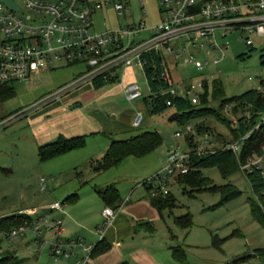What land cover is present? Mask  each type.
Returning <instances> with one entry per match:
<instances>
[{"label": "rangeland", "instance_id": "1", "mask_svg": "<svg viewBox=\"0 0 264 264\" xmlns=\"http://www.w3.org/2000/svg\"><path fill=\"white\" fill-rule=\"evenodd\" d=\"M89 1L102 5L108 3V6L96 10L93 14L96 32L123 28L142 21L145 25H152L158 21V0H122L128 9L125 16H117L112 8L113 2L118 0ZM239 34V31H235L227 35L228 47L225 57L217 66L223 94L216 100L210 98L208 101L209 106L217 109L220 118L224 120L208 116L189 121L188 124L192 126L191 133H185L183 124L170 120V116L175 112L173 108L169 107L156 115H149L145 111L142 102L143 96L148 94V88L141 70L137 67L133 68V81L140 88L142 97L134 101L126 100L124 93L117 90V83L106 84L100 91L95 92L93 89L88 90L90 82H84L68 91L79 92L81 104L78 109L87 119H90L87 116L89 111L101 112L104 126H107L111 133V139H126L145 130L155 131L160 136V143L147 154L126 156L117 167L110 166L97 175L92 173L91 167L92 162L100 160L107 149L104 136H85L83 147L41 162L37 155L33 126L28 122V118L23 116L9 118L70 82L73 76L84 70V66L76 64L46 70L31 75L25 81L14 82L13 96L0 104L4 119L9 118L0 126V216L24 207L40 211L51 203L63 202L64 215L61 217L59 213L53 211L48 218H60L64 226L69 223L70 215L65 211H70L72 228L84 231L83 235L80 233L78 235L83 239L88 233V239L85 241L87 240V244H94L98 239L96 227L103 223L102 219L97 223L98 214L105 208L100 197L94 192L95 187L113 184L123 199L133 188L137 189V192L144 189L141 183L165 166L166 153L172 148L179 146L194 153L197 151L200 137L204 134H207L210 150H217L230 141L227 127L235 126L240 111L235 113L233 103L220 104V101L257 88L260 80H264V66L261 64V60L264 59V42L262 43L260 38L252 37V45L247 46L239 38ZM241 54H244L243 58L238 57ZM176 72L184 78L194 79L196 76L191 67L181 64L178 65ZM248 77L251 79L248 80ZM112 90L115 91L114 95L98 99L101 94ZM200 99L201 97L199 102ZM141 105L143 115L149 117L150 122L132 128L130 115L137 107L140 109ZM108 106L116 110L107 111ZM34 107L25 113L29 114ZM114 113L116 117H113ZM176 131H179V137L174 136ZM199 172L206 177L204 179L207 182L217 187L226 183L233 184L241 191V195L219 204L220 197L216 191L188 185L183 180L176 179L177 177L169 179L165 186L173 198V203L162 210L163 220L156 221L158 234L165 238L169 227L170 231L177 235L179 244L184 246L187 259L195 264H228L235 256L251 255L254 249L264 247V228L256 220L249 203L255 196L241 171L238 169L225 178L216 167L201 168ZM40 178H44L46 184L42 192ZM69 196L76 197L73 203L65 201ZM261 212L264 216V211ZM184 213L190 215L192 224L186 229L178 228L172 223L171 218ZM4 234L5 232L0 231L1 250L17 248L16 244L19 242L21 244L19 251L29 258L24 264H35L37 256L40 264H62L61 261H54L50 257L45 242H39L42 245L38 246L35 237L29 232L14 238L11 242H8ZM47 237L49 235L45 233L43 240ZM30 238L32 240H29ZM164 240L169 241L166 238ZM213 241L216 245L212 244ZM240 264H264V257H249Z\"/></svg>", "mask_w": 264, "mask_h": 264}, {"label": "built area", "instance_id": "2", "mask_svg": "<svg viewBox=\"0 0 264 264\" xmlns=\"http://www.w3.org/2000/svg\"><path fill=\"white\" fill-rule=\"evenodd\" d=\"M12 1L20 8L19 12L9 9L0 0V86L25 81L33 74L60 66L82 64L84 70L38 103L11 115V119L99 76L109 80L130 67H137L144 76L146 59L143 55L150 51L162 57V77L169 84L158 92L184 97L192 105H199L200 96L211 94L212 82L220 80L217 66L225 57L228 34L239 31V38L247 46L252 45V37L264 42V0H158V21L155 24L145 25L142 21L101 32L94 30L93 14L108 3L102 5L89 0ZM112 8L117 16H125L128 12L122 0L113 2ZM180 64L191 67L195 78L178 75L176 69ZM253 89L264 91L260 83ZM123 93L127 101L142 96L136 83L125 85ZM166 105H170V100ZM9 118L2 119L0 126ZM143 118L141 111H135L130 120L131 127H140ZM263 120L264 113L248 133L220 147L236 156L242 174L256 169L264 177V142L240 159L243 140ZM184 129L185 133L192 132L188 123L184 124ZM174 136L179 137V131ZM209 146L207 134L202 135L194 154L213 153L215 150H210ZM190 153L179 146L167 151L165 166L141 185L149 187L151 195L167 194L165 185L168 180L190 170ZM39 184L40 191H43L45 179L40 178ZM63 204L51 203L41 214L33 209L21 211L31 217L30 221L11 228L5 237L11 240L29 232L38 241L48 233V248L54 261L63 259L66 264H90L95 245L85 243L80 237L63 236L62 220L48 218L52 211H61ZM115 213L116 210L110 207L103 209V223L96 227L99 240L103 227Z\"/></svg>", "mask_w": 264, "mask_h": 264}, {"label": "trees", "instance_id": "3", "mask_svg": "<svg viewBox=\"0 0 264 264\" xmlns=\"http://www.w3.org/2000/svg\"><path fill=\"white\" fill-rule=\"evenodd\" d=\"M244 54L239 55V58H243ZM146 59L144 65V76L146 85L148 88V94L143 96V102L146 111L149 115L160 114L166 109L173 108L174 114L170 116V120H175L179 124H185L189 121L213 116L216 119L221 120L219 112L214 107L209 106V99L216 100L223 94L222 84L220 80L212 82V93L207 95L204 93L201 95L199 106L192 105L190 101L184 97H171L170 94H160L159 90L168 87V82L164 80L162 74L164 72V63L162 57L156 55L150 51L143 55ZM261 64L264 66V59L261 60ZM118 80V77H113L109 80H104L101 76L94 78L90 81L93 89L103 87L108 83H113ZM264 87V80L259 82ZM14 94L12 85L0 86V102H4L10 99ZM170 100V105H166V101ZM231 102L233 103V111L236 113L238 110L240 114L236 117L235 126L228 125L229 140H235L239 136H243L248 133L254 125L257 123L259 116L264 113V91H258L255 89H249L240 95L225 98L220 101L221 103ZM224 120V119H222ZM227 121V120H226ZM161 139L158 133L155 131L145 130L131 135L126 139H111L110 143L100 158L95 162H92V171L95 173L102 172L110 166L117 167L120 162L126 156H143L147 154L151 149L160 143ZM264 142V120L259 124V127L253 130L250 136L243 140L242 148L240 152V159L243 160L244 156L252 150H257L261 143ZM225 144V143H224ZM85 145V135H78L73 137L58 136L54 141L39 145L37 147L38 159L41 162L47 161L66 152L81 148ZM191 168L188 173L178 176L176 179L183 180L186 184L197 186L198 188L208 191H216L219 194V204H223L230 200H233L241 195V191L231 183H226L220 187L215 186L213 183L207 182L200 172L201 168L216 167L218 168L220 175L225 178L226 176L238 171V161L236 156L229 150L219 148L213 153L205 155H196L190 153ZM248 182L252 193L255 196L253 201H250V207L256 220L261 223L264 228V216L261 212L264 211V177L259 170H252L243 174ZM147 189L149 187L143 185ZM94 191L101 198V200L110 205L111 207L118 206L120 202V196L116 187L113 184H108L102 188L95 187ZM150 195L151 205L158 211L162 212L163 209H167L172 203L171 194ZM76 196V195H75ZM76 197L69 196L65 199L66 202H70ZM31 217L24 213H13L8 216L0 218V231L7 232L11 228L30 221ZM173 223L182 228H189L192 224L191 217L188 213H184L173 217ZM216 245L215 242H212ZM102 240L96 242L92 255H95L102 251ZM172 257L179 261H185V252L180 246L171 247ZM264 257V247L256 248L252 251L251 255H240L233 257L228 264H240L247 260L249 257ZM5 260L1 258L0 264Z\"/></svg>", "mask_w": 264, "mask_h": 264}, {"label": "crops", "instance_id": "4", "mask_svg": "<svg viewBox=\"0 0 264 264\" xmlns=\"http://www.w3.org/2000/svg\"><path fill=\"white\" fill-rule=\"evenodd\" d=\"M63 67H67V66H60L49 70L58 69V68L60 69ZM133 68L134 67H130L122 70L119 73L118 80L116 82L108 83V84L117 83L118 86L117 90H121L123 92V87L125 85H128L130 83H136L135 81H133ZM92 89L93 88L89 83L88 90L90 91ZM101 89L102 87L93 90L97 92L100 91ZM114 94L115 91L112 90L107 93L101 94L100 96H98V99ZM78 96H79V92L76 93L65 92L53 99H50L49 101L42 102L44 103V104L41 103L42 105L39 104L35 106L29 114L25 113L21 115V117L23 116L25 118H28L29 120L28 122L31 123L33 126L32 128L34 133V140L36 142V147L42 144L52 142L58 136L69 138L78 135H85L86 137H91L95 135L104 136V138H106L107 147H108L110 143L111 133L108 127L104 126L100 114L101 112L96 110L89 111L87 116L90 119H87L83 114L79 112L78 107H80L81 102L79 101ZM1 103L3 102H0V104ZM142 103L145 108L144 102ZM141 108L142 105L140 106V109L137 107L131 113L130 120L132 114L135 111H141L143 113V110ZM115 110L116 108L114 107L111 106L107 107V111L113 112ZM3 115L4 112L0 107V118H1L0 121L5 118ZM113 117H116L115 113ZM149 122H150L149 117L144 116L141 126L146 125V123L149 124ZM92 173L94 175H97L101 172L95 173L92 171ZM98 188H102V186ZM143 188L144 189L138 192L137 189L133 188L128 196H126L123 199L120 197V202L118 206L115 207H111L110 205L102 201L105 207H110L112 209H115L116 213L114 217L111 219V221L103 227L102 236H101L102 238L100 240L97 239L96 241L98 242L102 240L103 249L99 253L91 256L90 259L91 264H195V263H191V261L187 259L184 246L179 244L177 240V235L173 234L172 231H170L169 227H168L169 232L167 231L165 234L166 235L165 238L169 239V241L164 240L165 239L164 236L158 234L156 230V221L163 220V216H162L163 212H158L151 205L149 198V196L151 195V190L147 189L144 186ZM134 193L136 194V196ZM74 201L75 199L70 200V202L67 203H73ZM27 209L28 208L26 207H24V209L23 208L16 209L10 212V214L4 216H8L13 213H16L17 211H23ZM46 211H47V206L43 207L40 211H37V213L41 214ZM101 211L98 214L97 223H99L101 219L103 220ZM55 212L59 213L61 217L64 215L63 209L61 211H55ZM65 213L71 215L70 211L69 212L65 211ZM70 215H68L69 223L67 222L63 226V231H62V234L64 233L63 236L79 237L78 236L79 233L80 235H83L84 231L80 229L72 228ZM4 216H0V218ZM173 217L171 218L172 223H173ZM84 237L86 238L84 239L82 238V239L84 240L85 243H87L86 242L87 240L85 241V239H88V233H86ZM31 238L29 240H32ZM13 240L14 238L8 240V242H11ZM48 240L49 237L45 238L44 240H38L36 241V243L38 242L37 244H39V242H45L47 245L48 254L50 255V251L47 243ZM96 242L94 243V245L96 244ZM41 245L42 244H39L38 246ZM16 246L18 249L14 247L8 250H1L0 248L1 258L5 260L1 264H24L26 260H29V258L26 257V254H23L19 251L21 244L18 242ZM172 246H180L184 250L185 261L183 263L175 260L172 257L171 255ZM57 261H61L62 264L67 263L63 259H59ZM40 262L41 261L37 256L35 264H40Z\"/></svg>", "mask_w": 264, "mask_h": 264}, {"label": "water", "instance_id": "5", "mask_svg": "<svg viewBox=\"0 0 264 264\" xmlns=\"http://www.w3.org/2000/svg\"><path fill=\"white\" fill-rule=\"evenodd\" d=\"M6 6L13 11H20V8L12 0H2Z\"/></svg>", "mask_w": 264, "mask_h": 264}]
</instances>
